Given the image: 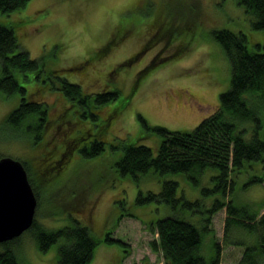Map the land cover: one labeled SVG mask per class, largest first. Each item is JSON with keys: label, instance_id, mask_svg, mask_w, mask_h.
<instances>
[{"label": "rangeland", "instance_id": "374dc122", "mask_svg": "<svg viewBox=\"0 0 264 264\" xmlns=\"http://www.w3.org/2000/svg\"><path fill=\"white\" fill-rule=\"evenodd\" d=\"M0 24L15 28L20 51L44 66L40 79L36 72L27 73V79L15 75L26 88L27 101L49 107L53 129L44 146L32 152L27 143L7 140L12 131L3 122L19 107L22 95L8 98L0 93V158L31 161L39 226L57 230L75 219L100 239L112 233L124 243L100 244L91 264H165L154 252L152 242L158 234L151 233L149 224L177 213L164 204L138 205L140 191L159 193L161 183L121 178L113 165L122 153L112 150L113 144L145 145L157 156L162 138L149 132L142 120L170 131L194 130L217 112L220 96L231 85L229 62L213 32L245 34L254 50L264 45V33L254 30L251 17L236 0H31L12 14L0 13ZM59 78L78 84L85 95L116 90L119 94L101 110L94 127L82 122V109L71 107L61 91L53 90ZM114 109L122 110L116 120ZM98 131L107 142L102 156L86 161L78 152L70 155L84 143V134L90 142ZM62 139L66 149L61 157L57 150L63 147ZM52 153L56 156L48 158ZM259 174L254 169L236 180L232 196L236 208L259 210L261 217L264 180L251 183ZM169 179L179 183V197L211 206L210 195L202 192L215 187L208 176L198 189L181 176ZM227 216L226 208L212 216L202 253L211 256L216 241L222 247L220 264H238L245 245L254 246L255 241L242 232L234 234L245 245L226 244ZM20 244V257L27 264H56L63 242L43 252L35 238L25 234Z\"/></svg>", "mask_w": 264, "mask_h": 264}, {"label": "trees", "instance_id": "16d2710c", "mask_svg": "<svg viewBox=\"0 0 264 264\" xmlns=\"http://www.w3.org/2000/svg\"><path fill=\"white\" fill-rule=\"evenodd\" d=\"M29 1L0 0V13L12 14L25 8ZM236 1L251 17L254 30L264 33V0ZM213 36L227 57L231 79L229 90L220 96L217 112L204 119L192 131L151 127L142 120L149 132L162 138L157 156L152 148L145 145L129 142L113 144L112 150H120L122 153L113 168L121 178L133 179L137 184L140 179L161 183L159 193L144 194L140 191L136 201L138 205L152 202L164 204L177 213L174 216H163L149 224L151 233L158 234L152 247L154 252L161 255L165 264H220L221 245L213 241V254L205 255L202 253V238L208 232L212 216L225 208L228 215L226 244L245 245L237 241L234 234L242 236V232L252 235L255 241L254 246L245 245L238 264H264V214L260 217L259 210L249 213L246 208H236V199L232 196L235 181L249 171L259 169L261 173L251 183L262 184L264 180V45L259 44L254 50L245 34H236L227 29L214 31ZM0 65V93L8 98L22 95L19 107L11 111L3 122L4 127L12 131V136H8L7 140L27 143L28 150L33 152L47 144L46 138L53 129L48 117L49 107L43 102L27 101L26 88L21 86L15 75L20 74L27 79V73L36 72V78L40 79L44 66L32 60L27 52L20 51L15 28L4 24H0ZM59 79L61 81L55 82L53 90L61 91L71 107L79 111L82 109V122L86 121L94 127L99 125L101 110L109 102H114L119 94L116 90L89 96L83 93L78 84ZM114 111L112 117L116 120L122 110ZM110 124H113V120ZM97 134L90 142H87L88 137L84 134L81 139L84 143L77 145L78 150H72L70 155L78 152L80 158L86 161L102 156L107 142H104L101 132ZM61 142L63 147L58 146L57 151L62 157L66 146L63 139ZM55 156L48 155V158ZM21 162L38 198V187L35 186V180L31 179V161ZM177 175L196 189L203 187L206 176L215 182L213 189L202 191L205 196L210 195L211 206H207L203 200L191 201L179 197V183L169 179ZM72 222L71 226L57 230L46 229L39 226L35 217L33 225L23 235L0 243V264H27L20 257L19 251L25 234L31 235V239L35 238L38 249L43 252L63 242L58 248L56 264H91L100 244L124 246L123 242L112 237V233L100 239L91 231L90 226L75 219Z\"/></svg>", "mask_w": 264, "mask_h": 264}, {"label": "water", "instance_id": "95a60500", "mask_svg": "<svg viewBox=\"0 0 264 264\" xmlns=\"http://www.w3.org/2000/svg\"><path fill=\"white\" fill-rule=\"evenodd\" d=\"M38 199L23 163L0 159V243L23 235L34 223Z\"/></svg>", "mask_w": 264, "mask_h": 264}, {"label": "flooded vegetation", "instance_id": "af4514ba", "mask_svg": "<svg viewBox=\"0 0 264 264\" xmlns=\"http://www.w3.org/2000/svg\"><path fill=\"white\" fill-rule=\"evenodd\" d=\"M153 62H155V61H153ZM151 69H152V68L150 67V68H149V69H147V70H151ZM147 70H146V71H147Z\"/></svg>", "mask_w": 264, "mask_h": 264}]
</instances>
